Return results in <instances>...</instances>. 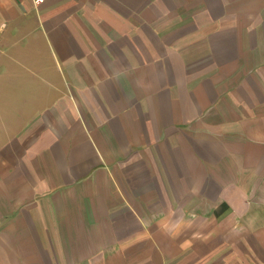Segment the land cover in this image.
I'll return each instance as SVG.
<instances>
[{
	"label": "crops",
	"instance_id": "obj_1",
	"mask_svg": "<svg viewBox=\"0 0 264 264\" xmlns=\"http://www.w3.org/2000/svg\"><path fill=\"white\" fill-rule=\"evenodd\" d=\"M0 264H264V0H0Z\"/></svg>",
	"mask_w": 264,
	"mask_h": 264
},
{
	"label": "built area",
	"instance_id": "obj_2",
	"mask_svg": "<svg viewBox=\"0 0 264 264\" xmlns=\"http://www.w3.org/2000/svg\"><path fill=\"white\" fill-rule=\"evenodd\" d=\"M43 0H34V2L36 3V4H38V3H40V2H42Z\"/></svg>",
	"mask_w": 264,
	"mask_h": 264
}]
</instances>
